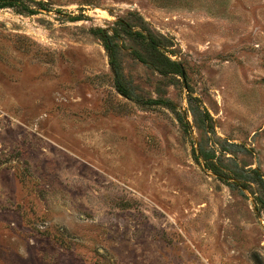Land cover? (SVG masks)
Returning a JSON list of instances; mask_svg holds the SVG:
<instances>
[{
    "label": "rangeland",
    "instance_id": "374dc122",
    "mask_svg": "<svg viewBox=\"0 0 264 264\" xmlns=\"http://www.w3.org/2000/svg\"><path fill=\"white\" fill-rule=\"evenodd\" d=\"M34 1L0 10V264H264V0ZM94 29L133 97L176 110L119 94Z\"/></svg>",
    "mask_w": 264,
    "mask_h": 264
},
{
    "label": "trees",
    "instance_id": "16d2710c",
    "mask_svg": "<svg viewBox=\"0 0 264 264\" xmlns=\"http://www.w3.org/2000/svg\"><path fill=\"white\" fill-rule=\"evenodd\" d=\"M29 3H35L38 4L40 7L38 9H34L29 5ZM44 3L42 2H37L34 0H0V10L3 9H11V8H17L20 12H24L28 15H36L39 12V9L44 8ZM82 16L78 17H73L72 20L74 21H79L82 20ZM123 30L130 35L136 37L137 39H140L141 42L144 43L146 46V50L149 54L150 62L145 59V57L139 53L138 51H133V55L135 59L138 61H141L142 63H151V65L158 71L163 76H169V75H177L181 76L182 78H185V70L183 68V65L178 62L172 60L169 56H167L165 52V44L164 40L166 39H161L160 37H157L153 33H148L147 31H132L130 29V25H127L123 21H119L117 23ZM92 33L95 36H100L104 43L105 49L109 52V57H110V66L112 71L115 74V87L116 90L119 94L123 95L127 99L131 101H135L136 103H139L143 106H169L172 109L176 110V107L172 105L171 102L163 100V99H149V100H143L139 99L137 97H133L131 94L129 87H127L124 74L122 72L121 67L118 64V55L121 50V47L119 43L115 42V40L119 37V31L114 30V33L107 34L101 29H94L92 30ZM192 98L191 101V106H192V111L194 113L199 112L204 116V120L206 121V118H210L209 112L206 109H202L199 105V100L192 95H190ZM179 121L183 124L185 128H188V124L185 123L183 117L178 114ZM200 156H202L204 162H205V167L216 174L220 172V170L217 168L215 163L213 162L214 154H209V153H200ZM255 174L258 175L259 181H260V186L262 187L264 191V181L261 177V175L257 172L254 171ZM255 201L258 203L260 201V198L256 197ZM263 203V201H260Z\"/></svg>",
    "mask_w": 264,
    "mask_h": 264
}]
</instances>
